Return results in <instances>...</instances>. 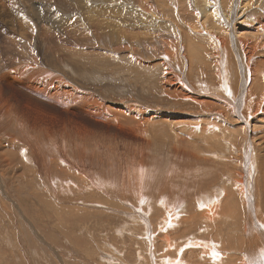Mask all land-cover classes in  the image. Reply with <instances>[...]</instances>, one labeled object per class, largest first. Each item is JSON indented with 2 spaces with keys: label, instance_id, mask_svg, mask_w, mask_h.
Segmentation results:
<instances>
[{
  "label": "rangeland",
  "instance_id": "obj_1",
  "mask_svg": "<svg viewBox=\"0 0 264 264\" xmlns=\"http://www.w3.org/2000/svg\"><path fill=\"white\" fill-rule=\"evenodd\" d=\"M34 1L38 2L37 0H25V2L23 0H0V76L4 73V76L2 74L3 78H0V264H164L165 256L172 258L175 255L171 253L174 252L177 253L176 255H183L184 264H208L210 260L208 257V259L199 257L203 254H196L198 250L186 247L187 237L206 240L207 237L215 238V236L219 239V250H222L223 258L218 262L211 260L209 263L230 264V257L235 258L234 263L239 261L241 256L249 251L248 245L246 247V242L243 240L247 215L245 213L239 214L237 206L241 210L243 208L242 211L245 212L249 198H253L252 203L259 209L256 219L264 222V189L262 185L264 169L260 168L261 162H264V141L259 136L260 133L264 134V131L261 132L264 130V113L255 116V111H251L254 115L248 118V120L250 119V127H248L250 134L247 133V135L242 136L241 124L236 117L228 115L232 119L226 118V113L219 109H217L218 113L211 111L214 102L206 111L207 106L200 107L199 103L185 99L182 93L169 90L165 84L168 75L166 73H168L169 68L160 60V56L164 53L160 48L162 42L153 43L156 45V50L159 51L157 54H152L154 52L149 47L150 45H146L148 51L147 48H144L146 52L138 48V53L134 54L133 58H129L132 60H129L128 57L125 59L124 56L121 58L113 54H104L110 51L112 47L109 42H104L98 36L94 37L90 43L89 39H85V44L78 42L76 37L79 36L80 31L77 29L81 30L83 27L85 30L88 28L87 24L92 25L93 22L98 24L99 21V24H102L100 18L97 21L96 18L92 17L97 12H94L95 9L101 6L103 8L100 9L112 7L110 11L106 10V13H110V17L113 15L112 18L116 22L119 19L112 14L115 5L125 6L126 9L131 5L130 11H141L137 8L138 6H133L132 0H119L120 2H115L114 6H110L114 0H108L110 2L104 4L106 7L96 3V0H56L57 2L45 0L47 1L44 2L45 5L50 2L60 6L57 9L51 8L54 10L51 11L52 13L49 12L51 9L48 10L46 7H44L45 9L42 8L43 10L39 7L40 11L37 10L36 12L32 10L31 3ZM178 1L165 0L162 5L157 3L159 7H157V22L151 20L147 10H145V24L138 23L135 20V14L130 11H123L119 14L123 17L125 27H137L141 24L139 28L131 29V31H134L133 34L137 33V35L145 37L144 43H148V38L152 35L156 37L159 34L158 30L167 31L163 38L164 41L173 36L178 42V44L175 42L173 46L180 47L184 60L177 50L179 53L178 55L175 53L177 57L171 56L172 58H168L169 61L172 59L183 62L189 61V64H186V68H188L192 65L191 61L202 54V60L200 58L195 60L194 69L190 75L192 78L190 79L196 83L202 81L205 84L203 89L207 86L211 88L210 91L215 89L213 92L216 93L223 91L221 90L222 78L216 75L214 60L208 54L216 51L219 56H224L227 59V63L223 67L231 77L229 83L233 86V95L230 99L241 98L243 100L247 93H252L251 95L256 99L249 96L248 103L245 102L247 108H249L248 105L250 108L253 104L255 106L259 98L264 99V75L260 73L256 77H250L244 74L243 65L244 63L248 64V58L244 57V62L241 61L243 51L239 49L237 43L226 45L227 51L223 48L217 49L218 42L216 44V41L208 38L207 31L206 34L196 37L189 32L192 39L187 40L185 26L187 27L189 22L197 20L196 14L193 15V8L190 9L189 6H192L196 0ZM182 3L186 6L190 4L188 15L185 14L188 8H183ZM72 5L74 6L72 7ZM68 9L72 13H68L71 12ZM73 9H75L74 12H79L75 15L76 17L72 16ZM60 10L62 11L60 12ZM120 16L119 18H121ZM51 17L54 18L52 24L59 25L58 29L52 27ZM69 17L75 19L72 21ZM130 18H134V21L132 19L130 22ZM122 19L119 21L120 25L123 23ZM147 20L155 24L149 25ZM65 21L69 22V26L63 32L60 26L64 25ZM103 22L109 23V21ZM113 22L107 28L111 32L119 28L118 23ZM76 24H78L77 28ZM70 25L72 29H70ZM58 30L59 33H57ZM75 31L78 35L75 34ZM174 31L182 34H178V37ZM248 32L247 29H240L237 26L239 39H247ZM262 35L263 33L260 34V36ZM68 38L72 40L70 39V41ZM73 41H77L79 44ZM190 43L195 44L194 48L196 47V54L191 52V55L193 54L195 57L191 59L189 54L183 51L182 46L185 44L189 48ZM205 45L208 46L205 47ZM90 49L92 50L90 51ZM172 50L173 48L170 46L168 51ZM133 59L134 63L132 62ZM136 59L143 60V65L137 64ZM205 60L209 64V68L205 64ZM196 61H198L197 63L201 62L197 65ZM155 63L161 68H158ZM210 63H212L211 67ZM253 64L259 66V61ZM234 65L237 71L233 70L232 66ZM145 66L147 68H144ZM207 68L209 75L206 73ZM192 73L193 76L195 75L194 77ZM205 74L209 77H206ZM198 75L204 77L201 79ZM244 75L250 78L248 90L244 89L245 91L234 97L236 95L235 88H240L235 83L241 84ZM216 76L219 80H215L217 79ZM253 83L254 85H252ZM55 86H59L57 92H60V96H57ZM62 92L70 94V99L67 97V102L64 104L63 101H66V97ZM263 101L261 100L262 103ZM261 102L257 106L262 107ZM66 103L68 104L66 105ZM88 103L94 106H98V104L104 106V109L99 110L101 113H97L98 117L95 114L98 109L93 110ZM117 109H120L123 114L129 109L128 112L126 111L127 115L124 114L126 116L128 114L139 116L146 113L147 118L150 119L154 113L157 114L158 112L159 115L161 114L160 116L170 115L169 118L175 116L176 120L171 126L173 130H170L171 128L166 124L165 126L158 124V128H154L156 130L154 133L158 134L157 136L160 138H164V142L150 139L148 144L146 141L150 137L144 134L141 129L132 131L128 126L130 124H126L128 120L124 119ZM108 114L109 118L107 117ZM199 116L214 120L213 123H208L209 125L205 124L204 127L206 128L203 127V130H206L205 134L196 136L193 134L195 131L191 130L189 125L198 124ZM136 119L138 121L140 118ZM180 123L181 125H179ZM138 124L141 127L145 125ZM145 127L148 125L146 124ZM206 134L212 135H209V138ZM214 135H216L215 138ZM189 137H192L193 141L197 139V142H200L198 144L197 142L189 143ZM201 143L202 145H200ZM175 145L181 146L182 150H177L179 152L174 150ZM183 148L188 150L190 154L193 152L199 157H191L184 153ZM247 156L254 159L255 165L252 164V160L249 162L248 159L247 161ZM257 162H260L259 166ZM128 164L152 169L153 173L165 170L163 173H155L152 181L153 189L146 187L145 191L148 195H142L145 203H139L138 198L134 196L135 193L130 190L132 188H130L129 182L126 183V179L122 178L125 179L122 180L120 177L119 173ZM261 170L263 171L261 172ZM116 172L118 176H116ZM247 174L251 176V181L247 182L245 189L234 183V179H242L241 177H247ZM236 175L239 178L235 177ZM93 178L97 186L92 184ZM115 178H118L117 182H115ZM230 190L236 194L229 199L224 211L222 210V214L216 217L221 223V230L219 229L221 233H218L215 231L218 220L215 223L209 222L212 217L209 215V210L213 200L208 202V198L218 193L226 197V192H231ZM160 196L164 197L165 203L167 202L169 207L176 204V208L172 207L173 210L171 211L174 212L175 210L182 219L184 217L190 219L192 226L185 228L182 225L181 229L178 226H171L173 229L170 226H168L169 228L165 227L162 221L165 217V209H160V206H157L160 205L158 202ZM203 199H208L209 206L200 204ZM244 199L246 200L244 201ZM215 200L213 205L222 201L221 198H218L217 202ZM202 204L205 203L202 202ZM131 208L140 210V212L135 211L133 214H136V217L131 215V212H134ZM177 208L180 209L176 210ZM143 218H147L146 224H143ZM135 219L139 220L140 223H137L139 221L134 222ZM230 223L232 226L229 225ZM181 232L185 236L181 235ZM163 233L171 238L172 242L169 245L173 247L174 252L171 248H165L164 243L166 242L162 241ZM149 237H154L152 242ZM261 239H263L262 235ZM261 239L258 241L257 247L264 248ZM220 240H224V243L227 244L226 247H222ZM183 246L186 248L181 252L180 249ZM191 250L194 255L196 254L195 256L190 255ZM187 252L188 254H186ZM189 255L190 257H188ZM205 258L208 261H205Z\"/></svg>",
  "mask_w": 264,
  "mask_h": 264
},
{
  "label": "bare ground",
  "instance_id": "obj_2",
  "mask_svg": "<svg viewBox=\"0 0 264 264\" xmlns=\"http://www.w3.org/2000/svg\"><path fill=\"white\" fill-rule=\"evenodd\" d=\"M31 1V0H30ZM38 2H32L31 3V7H32V10H35V12L37 11V10H39L40 11V9H39V7L42 9H45L44 7H46V9H51V8H54V9H57V8H60V6H56V5H54V4H52V3H48L47 5L49 6H47V5H45V3L44 2H47V1H42V0H37ZM50 1V0H49ZM54 1H56V0H54ZM68 1V0H67ZM80 1V0H79ZM112 1V0H111ZM120 2L119 0H114L112 3H111V5L110 6H114L115 4V2ZM144 0H132V4H133V6H138L137 8H139V10H141V11H138V12H134V11H130V9H131V5H130V7L128 6V9H126L125 8V6H123V7H120L119 5H115L114 6V8H113V11H112V14H114L115 15V18H117V19H119V20H117L116 22L118 23V26H119V28H116V29H114L113 30V32H111L110 30H107V28L108 27H110L111 26V24H112V21H114L115 22V20H114V18H112L113 17V15H112V17H110V13L109 14H107L106 13V10H111L112 9V7H110L109 9L108 8H106V9H100V8H98V9H95L94 10V12L95 11H97V12H95L94 13V16H92L93 18H96V20L97 19H101L102 20V24H99V21H98V24L97 23H95V22H93V24L92 25H90V24H87L88 25V28L87 29H83V27L81 28V30H78L77 29V31H80L79 32V36L78 37H76L77 39H78V42H80V43H82V44H85L84 43V41H86L85 39H89L88 41H89V43H90V41L92 40L93 41V39H94V37H96V36H98L99 38H101V40H103L104 42H109V44H111V47L112 48H110V51H107L106 53H104V54H113L114 56H116V57H121V56H124V58L125 57H128V59L129 58H133L134 57V54H136V53H138V48H141V49H143L144 50V52H146V50L144 49V48H147L146 47V45H150L149 47L151 48V50L154 52V53H152V54H157V52H159L158 50H156V45L155 44H153V43H161L162 42V46H160V48L162 49V51H164V53H163V55H161L160 56V60L163 62V64L167 67V68H169V70H168V73H166V74H168L167 75V80H166V82H165V84L169 87V90H172V91H176V92H179L180 94L182 93L183 95V97H185V99L187 98V100L188 99H190V100H192L193 102H197V103H199L200 104V107L201 106H207V109H206V111L208 110V107L209 106H212L213 105V103L212 102H214V106H213V108L211 107V111H215V112H219V111H217V109H219L220 111H223L224 113H226L225 114V117L227 118L228 117V115H231V116H233V117H236V119L237 120H239L240 121V124H241V133H242V136H244V134H246L247 135V133L248 134H250L249 133V128L248 127H250V119L248 120V118H249V116H251V115H254V114H252V110H254L255 111V113H256V115L255 116H259L260 115V113H264V101H263V103L261 102V100H264V99H261V98H259V100H258V98H257V100H258V102L257 103H255V106H253L251 103H249V104H251L252 105V107L250 108V105H248L249 106V108H247V107H245V102H247V100H248V97L249 96H252L251 98H253V95H251L252 93H247V95H246V97L243 99V100H241V98H231L230 99V97H232L231 95H233V86H232V84H230L229 83V81H231V77H229V75H228V73H227V71L225 70V68L223 67V65L225 64V63H227V59H226V57H224V56H219L217 53L218 52H216V51H212V53L210 54V53H208L209 54V57H211L214 61V66L216 67L215 68V73H216V75L218 76L219 75V77L220 78H222V88H221V90H223L222 92H218V93H216V92H213L214 90H211L210 91V87H207V86H205L204 88L205 89H203L202 87H203V85H205L204 83H202V81H198L197 83L196 82H193V81H191V79L190 78H192L190 75H191V72H192V70L194 69V63H195V60H198V58H200L201 60H202V58H201V56H203L202 54H199V53H197V54H199V55H201L200 57H197L195 60H193V61H191L192 63V65L191 66H189L188 68H186V64L189 62H186V61H175L174 59H172L171 61H169L168 60V58L169 57H173V56H175V53H177L176 55H178L179 53H181L180 51V47L179 48H177V47H174L173 46V44L175 43V42H177V40H175L174 39V37L172 38H170L169 36H167V37H169L168 39H166V41H164L163 40V38L165 37V32L167 33V31H159L158 30V35H156V37H153L154 35H152L150 38H148V43H144L145 42V37H142L141 35H137V33H132V32H134V31H131V29H137V28H139L140 27V25L141 24H145L144 22H145V10H147V12L149 13V15L151 16V20H154L155 22H157L158 20H157V14H158V11H157V3L158 4H163L164 2H165V0H148V1H144ZM180 1V0H179ZM178 1V2H179ZM19 2V1H18ZM23 2H25V0H23ZM53 2V1H52ZM57 2V1H56ZM59 2H61V1H59ZM66 2V1H65ZM65 2H63V3H65ZM70 2V1H69ZM69 2H68V4H69ZM76 2V1H75ZM74 2V3H75ZM81 2H83V1H81ZM89 2V1H88ZM110 2V1H109ZM108 2V0H96V3H100V4H102L103 6H105L104 4L105 3H109ZM163 2V3H162ZM181 2V1H180ZM4 3V2H3ZM21 3V2H20ZM19 3V4H20ZM43 3H44V5H43ZM62 3V4H63ZM79 3V2H78ZM156 3V4H155ZM167 3H168V1H167ZM177 3V2H176ZM186 3H189V2H186ZM19 4H17V5H19ZM56 4H58V3H56ZM66 4V3H65ZM65 4H64V6H65ZM68 4H67V6H68ZM71 4H72V2H71ZM88 4V3H87ZM180 4V3H179ZM183 5H184V3H182ZM22 5V4H21ZM30 5V4H29ZM59 5V4H58ZM61 5V4H60ZM75 5H77V4H75ZM107 5V4H106ZM128 5V4H127ZM169 5V4H168ZM168 5H166V6H168ZM190 5V4H189ZM188 5V6H189ZM28 6V5H27ZM66 6V7H67ZM71 6V5H70ZM74 5H72V7H73ZM80 6V5H79ZM96 6H97V4H96ZM188 6H186V5H184V7L183 8H188V11H186V13L185 14H187V12H189V10L190 9H192V12L194 13L193 15H195L196 14V16H197V20H195L194 22H189V25L186 27L185 26V29H186V36H187V40H191L192 39V36L191 35H195V37L197 36V35H202V34H206L205 32L207 31L208 33L206 34V35H208L207 37L208 38H211V40H214V41H216V44H217V42H218V44H217V46H218V48L217 49H224L225 51H227L226 49H225V46L226 45H229V44H232V43H237L238 44V47H239V49L241 50V51H243L242 52V56H243V58L241 59V61L242 62H244V59L247 57L248 58V64H245L244 63V65H243V71H244V74L245 75H248V76H252V77H256V75L258 76V74H260V73H262V75H264V0H196V2L194 1V3L192 4V6H189L190 7V9H189V7ZM257 6V7H256ZM19 7V6H18ZM30 7V8H31ZM82 7H83V5H82ZM81 7V8H82ZM106 7V6H105ZM164 7V6H163ZM162 7V8H163ZM29 8V9H30ZM63 9H64V7H62ZM71 8V7H70ZM78 8V7H77ZM80 8V9H81ZM93 8V7H92ZM103 8V7H102ZM159 8V7H158ZM161 8V7H160ZM161 8V9H162ZM166 8V7H165ZM164 8V9H165ZM21 9V8H20ZM19 9V10H20ZM42 9V10H43ZM86 9V8H85ZM91 9V8H90ZM69 10V9H68ZM67 10V11H68ZM74 10L75 9H73V12H74ZM79 10V9H78ZM132 10H135V9H132ZM168 10V9H167ZM185 10V9H184ZM47 11V10H46ZM51 11H54L53 9H51V10H49V12L50 13H52ZM62 10H60V12H61ZM69 11H71V10H69ZM84 11V10H83ZM92 11V10H91ZM123 11H130V12H132L133 14H135L134 16H135V20H137L138 21V23H141V24H139V25H137V27H135V26H132V27H125V23H124V21H123V17H121L120 15L121 14H119V13H121V12H123ZM161 11H163V10H161ZM17 12H19V11H17ZM23 12V11H22ZM59 12V13H60ZM81 12H82V9H81ZM261 12H263V13H261ZM28 13H29V10H28ZM49 13V14H50ZM67 13V12H66ZM68 13H72V11L71 12H68ZM77 13H79V12H74L73 14H72V16H75V15H77ZM93 13V12H92ZM91 13V14H92ZM163 13V12H162ZM180 13V12H179ZM190 13V12H189ZM46 14V13H45ZM48 14V15H49ZM57 14V13H56ZM126 14V13H125ZM130 15H131V13H129ZM132 14V15H133ZM181 14V13H180ZM59 15V14H58ZM62 15V14H61ZM85 15V14H84ZM84 15H82V16H84ZM93 15V14H92ZM188 15V14H187ZM45 16V15H44ZM47 16V15H46ZM79 16H80V14H79ZM90 16V15H89ZM119 16L121 17V18H119ZM123 16V15H122ZM148 16V15H147ZM195 16V17H196ZM239 16H240V18H239ZM71 17V16H70ZM69 17V18H70ZM76 17V16H75ZM131 17V16H130ZM194 17V18H195ZM24 18V17H23ZM59 18V17H58ZM77 18H79V17H77ZM86 18V17H85ZM183 18V17H182ZM185 18H186V16H185ZM54 18H52L51 17V24H52V20H53ZM63 19H67V18H63ZM71 19V18H70ZM73 19V18H72ZM71 19V20H72ZM75 19V18H74ZM73 19V20H74ZM99 19V20H100ZM120 19H122V21H123V23L120 25L119 24V21H120ZM133 19V20H132ZM130 18V22H131V20L132 21H134V18ZM164 19H165V17H164ZM175 19V18H174ZM193 19V18H192ZM241 19V20H240ZM14 20V19H13ZM55 20H57V19H55ZM72 20V21H73ZM125 20V19H124ZM181 20H183V19H181ZM78 21V20H77ZM90 21V20H89ZM88 21V22H89ZM103 21H109V23H107V22H103ZM121 21V22H122ZM148 21V20H147ZM190 21V20H189ZM7 22V21H6ZM16 22V21H15ZM62 22V21H61ZM81 22V21H80ZM85 23H86V21H84ZM91 22V21H90ZM113 22V23H114ZM115 22V23H116ZM125 22H126V20H125ZM185 22V21H184ZM68 21H65V23H64V25H62V26H60V28L61 29H63V32H64V30H66L67 29V27L69 26L68 25ZM101 23V22H100ZM137 23V24H138ZM155 24L154 22H149L148 21V24L150 25V24ZM73 24V23H72ZM149 25H147V26H149ZM260 25V26H259ZM77 26H78V24H76V28H77ZM82 26V25H81ZM84 26V25H83ZM130 26V25H129ZM154 26V25H153ZM237 26H239L240 27V29H247L249 32L247 33V39H239L238 37H237ZM52 27L55 29V28H59V25L57 26V25H54V24H52ZM20 28V27H19ZM57 28V29H58ZM80 28V27H79ZM85 28V27H84ZM151 28V27H150ZM3 29V28H2ZM47 29H50V28H47ZM70 29H72L71 28V25H70ZM84 31H83V30ZM152 29V28H151ZM179 29H180V27H179ZM185 29H183V30H185ZM1 30V29H0ZM31 30V29H30ZM45 30V29H44ZM69 30V29H68ZM67 30V31H68ZM74 30V29H73ZM176 30H177V28H176ZM28 31H29V29H28ZM27 31V32H28ZM43 31V30H42ZM48 31V30H47ZM62 31V30H61ZM71 31V30H70ZM136 31V30H135ZM138 31V30H137ZM149 31V30H148ZM157 31V30H156ZM178 31V30H177ZM177 31H174L175 32V34L178 36V34H180V33H177ZM56 32V31H55ZM76 32V31H75ZM86 32V33H85ZM154 32V31H153ZM191 33V35H190V33ZM240 32V31H239ZM37 33V32H36ZM57 33H59V30H58V32ZM62 33V32H61ZM71 33V32H70ZM74 33V32H73ZM91 33H93V34H90ZM104 33H105V35H104ZM140 33V32H139ZM142 33H143V31H142ZM261 33H263V35L262 36H260V34ZM33 34V33H32ZM75 34H77V32L75 33ZM149 34V33H148ZM182 34V33H181ZM240 34V33H239ZM78 35V34H77ZM183 35H185L184 33H183ZM182 35V36H183ZM243 35V34H242ZM31 36V35H30ZM64 36V35H63ZM68 36H70V35H68ZM72 36V35H71ZM176 36V37H177ZM185 36V37H186ZM239 36V35H238ZM50 37V36H49ZM61 37V36H60ZM59 37V38H60ZM65 37V36H64ZM149 37V36H148ZM175 37V38H176ZM179 37V36H178ZM181 37V36H180ZM184 37V36H183ZM237 37V38H236ZM19 38V37H18ZM207 38V39H208ZM69 39V38H68ZM71 39V38H70ZM69 39V40H70ZM74 39V38H73ZM178 39V38H177ZM196 39V38H195ZM29 40V39H28ZM59 40H61V39H59ZM72 40V39H71ZM70 40V41H71ZM182 40V39H181ZM64 41V40H63ZM66 41V40H65ZM68 41V40H67ZM183 41V40H182ZM209 41V40H208ZM236 41V42H235ZM74 43L76 42L77 43V41H73ZM195 42V41H194ZM4 43V42H3ZM14 43V42H13ZM100 43V42H99ZM206 43V42H205ZM73 44V43H72ZM77 44H79V43H77ZM177 44H178V42H177ZM197 44V43H196ZM1 45V44H0ZM88 45H90V44H88ZM158 45V44H157ZM194 45L195 44H193V43H190L189 44V48L187 47V46H185V44H182V46H183V51L185 52V53H188L189 54V57H190V59L192 58V57H195V55H191V52L192 53H194V54H196V50H195V48H194ZM198 45V44H197ZM18 46V45H17ZM70 46V45H69ZM84 46H86V45H84ZM91 46V45H90ZM109 46V45H108ZM170 46L173 48V50L172 51H168V48H170ZM202 46V45H201ZM200 46V47H201ZM204 46V45H203ZM208 46V45H207ZM206 45H205V47H207ZM210 46V45H209ZM114 47V48H113ZM116 47V48H115ZM159 47H157V49H158ZM159 48V49H160ZM199 48V47H198ZM204 48V47H203ZM211 48V47H210ZM212 48H214V47H212ZM228 48V47H227ZM58 49V48H57ZM76 49V48H75ZM87 49V48H86ZM89 49V48H88ZM202 49V48H201ZM77 50V49H76ZM92 49H90V51H91ZM177 50H179V53H178V51ZM199 50V49H198ZM213 50H215V48L213 49ZM223 50V51H224ZM45 51V50H44ZM84 51V50H83ZM89 51V50H88ZM147 51H148V48H147ZM202 51V50H201ZM210 51V50H209ZM208 51V52H209ZM229 51V50H228ZM231 52V51H230ZM99 53V52H98ZM150 53V52H149ZM184 53V54H185ZM60 55V54H59ZM186 55V54H185ZM233 55V54H232ZM81 56V55H80ZM113 56V57H114ZM171 57V58H172ZM175 57H177V56H175ZM181 57L183 58V60H184V55L181 53ZM205 57V56H204ZM245 57V58H244ZM121 58H123V57H121ZM152 58V57H151ZM251 58V59H250ZM103 59H106V58H104L103 57ZM126 59V58H125ZM177 59V58H176ZM179 59V58H178ZM229 59V58H228ZM129 60H132V59H129ZM150 60H152V59H150ZM207 60V59H206ZM206 60H205V64H207V62H206ZM104 61H106V60H104ZM153 61V60H152ZM204 61V60H203ZM209 61V60H208ZM228 61H230V59L228 60ZM247 61V60H246ZM256 61H259V66H256L255 64H253V63H256ZM133 63H134V59H133V61H132ZM135 62L137 63V64H141V66L143 65V60H141V61H139V60H135ZM146 62V61H145ZM160 62V61H159ZM198 61H196V63H197ZM201 61H199V63H200ZM149 63V62H148ZM174 63H176V64H174ZM177 63H179V64H177ZM199 63H197V65H199ZM231 63V62H230ZM118 64V63H117ZM123 64V63H122ZM136 64V65H137ZM146 64H147V62H146ZM156 64V63H155ZM173 64H174V66H173ZM189 64V63H188ZM211 64L212 63H210V67H211ZM235 64V63H234ZM120 65V64H119ZM157 66H158V64H156ZM155 65V66H156ZM196 65V64H195ZM208 65V68H209V64H207ZM229 65V64H228ZM233 65V64H232ZM249 65V66H248ZM91 66V65H90ZM149 66V65H148ZM153 67V66H152ZM161 68V66L159 65L158 66V68ZM197 67V66H196ZM200 67V66H199ZM229 67V66H228ZM64 68V67H63ZM94 68V67H93ZM144 68H147L146 66L144 67ZM201 68H203L202 66H201ZM200 68V69H201ZM208 68H207V71H206V73L208 74V72H209V70H208ZM232 68H233V70L235 69V65L234 66H232ZM262 68V69H261ZM115 69V68H114ZM196 69H198V68H196ZM195 69V70H196ZM154 70H155V68H154ZM153 70V71H154ZM161 70V69H160ZM159 70V71H160ZM162 70H163V68H162ZM165 70V69H164ZM203 70H205V69H203ZM229 70V69H228ZM83 71V70H82ZM94 71V70H93ZM139 71V70H138ZM212 71V70H211ZM235 71H237V69H235ZM117 72V71H116ZM148 72V71H147ZM163 72V71H162ZM165 72V71H164ZM163 72V73H164ZM197 72V71H196ZM200 72V71H199ZM231 72V71H230ZM3 74V76H4V73H2ZM2 74H1V76H0V78H3L2 77ZM23 74V73H22ZM80 74V73H79ZM96 74V73H95ZM130 74V73H129ZM203 74V73H202ZM207 74H205L206 75V77H209V76H207ZM210 74H211V72H210ZM232 74V73H231ZM237 74V73H236ZM161 75V74H160ZM163 75V74H162ZM209 75V74H208ZM244 75V77H243V79H241V84L238 82V83H235V85H237V86H240V88H235V93H236V95L234 96V97H236V96H238V95H240L241 94V92L242 91H245L244 89H247L248 90V85H250L249 83V77H246ZM262 75H261V77H262ZM192 76H193V73H192ZM195 76V75H194ZM193 76V77H194ZM196 76H197V73H196ZM198 76H200V75H198ZM203 76V75H202ZM217 76H216V78H217ZM239 76V75H238ZM260 76V75H259ZM204 77V76H203ZM203 77H201L200 76V78L202 79ZM229 77V78H228ZM215 78V77H214ZM214 78H212V79H214ZM259 78V77H258ZM64 79V78H63ZM200 79V80H201ZM210 79V78H209ZM252 79V78H251ZM2 80V79H1ZM193 80V79H192ZM207 80H208V78H207ZM215 80H219L218 78L217 79H215ZM66 81V80H65ZM258 81V80H257ZM263 81V80H262ZM152 82V81H151ZM210 82V81H209ZM213 82V81H212ZM255 82H256V80H255ZM261 82V81H260ZM206 83V82H205ZM216 83V82H215ZM1 84V83H0ZM71 84V83H70ZM160 84V83H159ZM198 84H200V85H198ZM256 84V83H255ZM78 85V84H77ZM214 85V84H213ZM252 85H254V83L252 84ZM251 85V86H252ZM258 85H259V83H258ZM257 85V86H258ZM159 86V85H158ZM250 86V87H251ZM56 87V94H57V96H60V92H57V91H59V86L57 87V86H55ZM253 87V86H252ZM255 87H256V85H255ZM126 88V87H125ZM153 88V87H152ZM259 88H261V87H259ZM207 89H209V90H207ZM219 89V88H218ZM253 89V88H252ZM255 89V88H254ZM217 90V89H216ZM220 90V91H221ZM263 90V89H262ZM73 91H74V89H73ZM259 91H260V89H259ZM68 92V91H67ZM67 92H62L63 93V95H64V97H66V101H63V100H61V101H63V104L65 103V102H67V97L70 99V91H69V93H67ZM254 92V91H253ZM255 93V92H254ZM66 94V95H65ZM72 94V93H71ZM256 94V93H255ZM245 95V94H244ZM258 95V94H257ZM73 96V95H72ZM56 97V96H55ZM173 97H174V95H173ZM178 97V96H177ZM261 97H262V95H261ZM57 98V97H56ZM99 99V98H98ZM184 99V98H183ZM253 99H256V97L255 98H253ZM58 100V99H57ZM58 101H60V100H58ZM70 101V100H69ZM250 101V100H249ZM251 101H253V100H251ZM77 102V101H76ZM191 102V101H190ZM215 102H216V105H215ZM260 102L262 103L261 105H262V107H260V106H257V104L258 105H260ZM62 103V102H61ZM106 103V102H105ZM248 103V102H247ZM62 104V105H63ZM68 103H66V105H67ZM89 104V103H88ZM90 105V108H92L93 110H95L96 108L98 109V110H96L95 111V114H96V117H98L97 116V113H99L100 111V109H102L103 107L101 106V105H99L98 104V106H94V105H92V104H89ZM74 106V105H73ZM101 106V107H100ZM67 107V106H66ZM69 107V106H68ZM110 107V106H109ZM196 108V107H195ZM204 108V107H203ZM87 109H89V108H87ZM104 109V108H103ZM222 109V110H221ZM117 110H119L118 112L120 113V115H122L123 117H124V119H126V120H128V122H126V124H130V125H128L131 129H132V131L133 130H139V129H141L142 130V132H144V134H147L148 135V137H150L149 138V140L148 141H146V142H148V144L150 143V139H152V140H156V141H165V139L164 138H160L159 136H157L158 134H155L154 132L156 131L154 128H158V124L159 125H161V126H165V124L169 127V128H171V126L174 124V120H176V118H175V116H171V118H169L168 116H170V115H164V113H163V115L164 116H160L159 115V113L157 112V114H151L152 116H151V118L150 119H148L147 118V115H146V113L145 114H142V115H139V116H137V115H130V114H128V116H126L127 114H126V111L128 112V110L129 109H127L126 111H125V113L124 114H126V115H124L123 114V112H120L121 110L120 109H117ZM116 110V111H117ZM80 111V110H79ZM98 111V112H97ZM205 111V112H206ZM90 112V111H89ZM91 113H92V111H91ZM94 113V112H93ZM101 113V112H100ZM99 113V114H100ZM200 113V112H199ZM207 113V112H206ZM211 113V112H210ZM221 114V113H220ZM113 115V114H112ZM115 115V114H114ZM149 115V114H148ZM222 115H224V114H222ZM117 116V115H116ZM180 116V115H179ZM190 116V115H189ZM254 116V117H255ZM264 116V115H263ZM262 116V117H263ZM108 118L110 117L109 116V114H108V116H107ZM140 118L138 121H136L137 119L136 118ZM162 117V118H161ZM212 117V116H211ZM252 117V116H251ZM107 118V119H108ZM175 118V119H174ZM216 118V117H215ZM229 119H232L230 116L228 117ZM124 119H122V120H124ZM210 119H212V118H207V117H200L199 116V119H197L199 122H198V124H192V125H189L190 126V129L191 130H193V131H195L193 134H195L196 136L198 135H202V134H205V131L206 130H203V127L205 126V124H210V123H213L212 121L214 120V119H212V120H210ZM224 119V118H223ZM235 119V120H236ZM216 120V119H215ZM222 120V119H221ZM225 120H227V119H225ZM118 121V120H117ZM202 121H206V122H202ZM224 121V120H223ZM100 122V121H99ZM108 122V121H107ZM111 122V121H110ZM120 122H121V120H120ZM173 122V123H172ZM218 122V121H217ZM220 122V121H219ZM228 122V124H229V121H227ZM119 123V122H118ZM123 123V122H122ZM138 123H140V124H147L148 125V127H145V125H144V127H141ZM156 123V124H155ZM197 123V122H196ZM236 123V122H235ZM125 124V123H124ZM155 124V125H154ZM176 124V123H175ZM184 124V123H183ZM187 124V123H186ZM208 124V125H209ZM225 124V123H224ZM227 124V123H226ZM142 125V126H143ZM178 125V124H177ZM179 125H181V123L179 124ZM215 125V124H214ZM174 126H176V125H174ZM184 127H185V125H183ZM187 126V125H186ZM192 126V127H191ZM219 126V125H218ZM224 126V125H223ZM228 126V125H227ZM231 126V125H230ZM235 126H237V125H235ZM125 127H126V125H125ZM128 127V128H129ZM210 127H211V125H210ZM225 127H226V125H225ZM232 127H233V125H232ZM149 128H151V129H149ZM160 128V127H159ZM164 128V127H163ZM189 128V127H188ZM204 128H206V127H204ZM177 129V128H176ZM211 129V128H210ZM213 129V128H212ZM222 129V128H221ZM170 130H173L172 128L170 129ZM189 130V129H188ZM187 130V131H188ZM215 130V129H214ZM213 130V131H214ZM231 130V129H230ZM233 130V129H232ZM249 130V131H248ZM260 130V129H259ZM166 131V130H165ZM169 131V130H168ZM208 131V130H207ZM216 131V130H215ZM215 131H214V134H216L215 133ZM220 131V130H219ZM257 131V130H256ZM264 130H261V132H263ZM138 132V131H137ZM141 132V131H140ZM212 132V131H211ZM217 132V131H216ZM230 132V131H229ZM260 132V131H259ZM152 133V134H151ZM179 133V132H178ZM209 133V132H208ZM255 133V132H254ZM137 134V133H136ZM213 134V133H212ZM212 134H209V135H212ZM229 134V133H228ZM156 135V136H155ZM174 135V134H173ZM206 135H208V134H206ZM209 135H208V137H209ZM181 136V135H180ZM224 136V135H223ZM237 136V135H236ZM259 136H260V139L261 138H263V141H264V134L263 133H260L259 134ZM162 137V136H161ZM216 137V135H214V138ZM168 138H169V136H168ZM206 138V137H205ZM210 138V137H209ZM213 138V139H214ZM253 138H255V137H253ZM259 138V137H258ZM258 138H256L257 140H258ZM182 139V138H181ZM207 139V138H206ZM239 139V138H238ZM62 140V139H61ZM145 140V139H144ZM151 140V142H153ZM166 140H169V139H166ZM205 140V139H204ZM218 140V139H217ZM226 140H227V138H226ZM105 141V140H104ZM206 141V140H205ZM223 141V140H222ZM102 142V141H101ZM188 142L189 143H191V142H197V139H196V141H193V138L192 137H189V140H188ZM200 142V141H199ZM199 142H197V144L199 143ZM212 142V141H211ZM259 142V141H258ZM169 143V142H168ZM171 143V142H170ZM176 143H177V141H176ZM185 143V142H184ZM216 143V142H215ZM218 143V142H217ZM220 143V142H219ZM100 144V143H99ZM98 144V145H99ZM152 144V143H151ZM186 145V144H185ZM200 145H202V143L200 144ZM206 145H208V144H206ZM226 145V144H225ZM101 146V145H100ZM103 146V145H102ZM149 146V145H148ZM174 146V145H173ZM189 146V145H188ZM260 146H262V145H260ZM142 147V146H141ZM166 147V146H165ZM186 147V146H185ZM219 147H220V144H219ZM171 148V147H170ZM193 148H195V147H193ZM201 148V147H200ZM204 148H205V145H204ZM248 148V147H247ZM191 149V148H190ZM203 149V148H202ZM174 150H182V148H181V146H179V145H175V147H174ZM199 150V149H198ZM206 150V149H205ZM0 151H1V149H0ZM183 151H184V153H186V154H189L191 157H199V156H197L195 153H193V152H191L192 154H190L189 153V151L188 150H186L185 148H183ZM193 151V150H192ZM197 151V150H196ZM250 151V150H249ZM257 151V150H256ZM3 152V151H2ZM1 152V153H2ZM177 152H179V151H177ZM182 152V151H181ZM204 152H206V151H204ZM157 153V152H156ZM198 153H200V152H198ZM202 153V152H201ZM200 153V154H201ZM210 153V152H209ZM214 153H215V151H214ZM211 155H213V154H211ZM202 156H203V154H202ZM263 156V155H262ZM206 157V156H205ZM210 157V156H209ZM248 158H247V161H248V159H249V162H250V160H252L253 161V163L252 164H254L255 165V161H254V159L253 158H249V156H247ZM251 157V156H250ZM203 158V157H202ZM218 158V157H217ZM263 158V157H262ZM199 159V158H198ZM260 159H261V157H260ZM259 160V159H258ZM264 160V159H263ZM206 161V160H205ZM208 161V160H207ZM211 161V160H210ZM260 161V160H259ZM223 162V161H222ZM260 162H257V165L259 164ZM247 164V163H246ZM251 164V163H250ZM6 165V164H5ZM3 166H4V163H3ZM253 166V165H252ZM259 166V165H258ZM248 167L250 168V166L248 165ZM260 168H263L264 169V162H261V164H260ZM259 169V168H258ZM125 170V171H124ZM200 170V169H199ZM243 170V169H242ZM247 170V169H246ZM122 172L121 173H119L121 176V179L122 178H125L126 179V183H128L129 184V186H131L130 188H132V189H130L131 191H133L134 193H135V195L134 196H136V198H138L137 200L139 201V203L141 202V203H145V199H143L144 197H142V195H145V194H147V192L145 191V189H147L146 187H149V189H153V178L155 177V173H153L152 172V169H144V168H139L138 166H136L135 164H128V165H126V167H124V169L123 170H121ZM124 171V172H123ZM155 171V170H154ZM157 171V170H156ZM163 171H165V170H163ZM163 171H159V172H162L163 173ZM254 171V170H253ZM263 170H261V172H262ZM159 172L158 173H156V174H159ZM170 172V171H169ZM94 173V172H93ZM250 173V172H249ZM30 174H31V172H30ZM116 176H118V173L116 172ZM167 174V173H166ZM258 174V173H257ZM244 175H245V173H244ZM259 175V174H258ZM165 176V175H164ZM171 176V175H170ZM256 176V175H255ZM235 177H238V175H236ZM241 177V176H240ZM89 178V177H88ZM239 178V177H238ZM242 179H234V183L235 184H237V185H240L243 189H245V185L247 184V182L251 179V176L249 175V174H247V177L246 176H242L241 177ZM98 179H100V178H98ZM118 178H115V182H117L116 180H117ZM125 179H122V180H125ZM161 179V178H160ZM93 181H94V178L92 179ZM101 180V179H100ZM120 180V179H119ZM122 180H120V181H122ZM102 181V180H101ZM113 181V180H112ZM158 181V180H157ZM251 181V180H250ZM249 181V182H250ZM96 181H94V182H92V184L94 183L95 185H96V183H95ZM99 182V181H98ZM114 182V181H113ZM125 182V181H124ZM155 182V181H154ZM99 183H101V182H99ZM98 184V183H97ZM102 184V183H101ZM123 184V183H122ZM250 184V183H249ZM105 184L103 183V186H104ZM119 185H121V184H119ZM127 185V184H126ZM126 185H123L124 187H126ZM263 189H264V176H263ZM97 186V185H96ZM103 186H101L102 188H103ZM113 186V185H112ZM117 186V185H116ZM230 186V185H229ZM252 186H253V184H252ZM259 186H261V184L259 183ZM78 187V186H77ZM109 187V186H108ZM123 187V188H124ZM145 187V188H144ZM88 188V187H87ZM94 188V187H93ZM119 188V187H118ZM229 188V187H228ZM99 189V188H98ZM122 189V188H121ZM128 189V190H129ZM225 189V188H224ZM129 190V191H130ZM235 190V189H234ZM5 191V190H4ZM153 191V190H152ZM155 191H156V189H155ZM231 191V190H230ZM237 191V190H236ZM242 191V190H241ZM243 191H245V190H243ZM222 192H223V190H222ZM225 192V191H224ZM246 192V191H245ZM134 193H132V194H134ZM227 193V196L226 197H224L223 195H221V193H218V194H216V195H214V196H212V197H210V198H208L209 199V201H208V199H203L201 202H200V204L202 205V206H205V205H207V206H209V203H207V201L208 202H210V201H214V199H216L215 201L217 202V199L218 198H221V202L219 201V202H217V203H214V205H213V201H212V205H211V207H210V210H209V215H212V217H211V219L209 220V222H213V223H215V221H217L218 219H216V217H218V215H221L222 214V212L224 211V207L227 205V202H229V199H231L232 198V196L234 195L235 196V194H236V192H233V190L231 191V192H226ZM244 193V192H243ZM130 194H131V192H130ZM148 195V194H147ZM233 196V197H234ZM245 196V195H244ZM212 199V200H211ZM162 200H163V203H162ZM240 200V199H239ZM246 199H244V201H245ZM253 198L251 199V198H249V202H247V205H246V211L244 212V211H242L243 210V208H242V210L240 209V207L239 206H237V211H238V213L239 214H242V213H245L246 215H247V218H246V226H245V229H244V237L245 238H243V240H245V245H246V247H247V245H248V251L249 252H247L245 255H243V256H241V258H240V260L238 261L237 260V262L236 263H234V261H235V258H229L230 259V264H264V248H262V247H257V245H258V241H260V239H261V235H262V238L263 239H261V240H263V243H264V222L262 221V220H260V219H256V217H257V214H258V206L257 207H255L254 206V204L252 203L253 201ZM159 203H160V205H157V206H160V209H162V208H164L165 209V217L162 219V221H163V225L165 226V227H168V226H170V228H171V226H178V227H180V229H181V226L182 225H184V227L186 228L187 226L189 227L190 225L192 226V223L190 222V219H188V218H186V217H184L183 219L181 218V216H180V214H178L175 210H174V212H172L171 210H173L172 209V207H175L176 206V204H174L175 206H172V207H169L170 205L168 204L167 205V202L165 203V199H164V197H159V201H158ZM202 202L203 203H205V204H202ZM135 203V202H134ZM133 203V204H134ZM175 203V202H174ZM176 203H177V201H176ZM240 203V202H239ZM255 203V202H254ZM149 204V203H148ZM148 204H147V206H148ZM256 204V203H255ZM128 205V204H127ZM142 205V204H141ZM180 207V206H179ZM148 208V207H147ZM151 208V207H150ZM155 208H156V206H155ZM158 208V207H157ZM176 208V207H175ZM174 208V209H175ZM132 209V208H131ZM152 209H153V207H152ZM159 209V210H160ZM178 209H180V208H177L176 210H178ZM185 209V208H184ZM208 209H209V207H208ZM207 209V210H208ZM134 212H131V215H133L134 213H135V211L136 212H140V210L139 211H137L135 208H133L132 209ZM200 210V209H199ZM206 210V209H205ZM223 210V211H222ZM150 211H151V209H150ZM204 211V210H203ZM220 211V212H219ZM171 212V214H169ZM200 212V211H199ZM130 213V212H129ZM141 214V213H140ZM149 214V213H148ZM128 215V214H127ZM182 215V214H181ZM207 215V214H206ZM130 216V215H129ZM133 216H137L136 214L135 215H133ZM146 216V215H145ZM183 216V215H182ZM128 218V217H127ZM130 218H131V216H130ZM141 218V217H140ZM181 218V219H180ZM205 218V217H204ZM258 218V217H257ZM169 219H170V221H169ZM263 219V218H262ZM132 221V220H131ZM136 221H139V220H137V219H135V221L134 222H136ZM142 222H143V224H146L147 223V218H143L142 219ZM137 223H140V221L139 222H137ZM168 223V224H167ZM167 224V225H166ZM229 225H231V223L229 224ZM212 226V225H211ZM232 226V225H231ZM183 227V228H184ZM220 227H221V223L219 222V220H218V225H215V231H217L218 233L220 232ZM161 228V227H160ZM163 228V227H162ZM161 228V229H162ZM169 228V227H168ZM174 228H176V227H174ZM182 228V229H183ZM204 228H206V227H204ZM160 229V230H161ZM166 229V228H165ZM171 229H173V228H171ZM207 229H208V227H207ZM206 229V230H207ZM220 229V230H219ZM184 230V229H183ZM163 231V230H162ZM180 231V230H179ZM165 232V231H164ZM168 232V231H167ZM174 232V231H173ZM149 233H151L150 231H149ZM166 233V232H165ZM186 233V232H185ZM196 233V232H195ZM194 233V234H195ZM221 233V232H220ZM223 233V232H222ZM152 234V233H151ZM179 234V233H178ZM187 234V233H186ZM228 234V233H227ZM239 234V233H238ZM181 235H183V233L181 232ZM216 235V234H215ZM240 235V234H239ZM153 236V235H152ZM183 236H185V235H183ZM188 236V235H187ZM190 236V235H189ZM193 236V235H192ZM155 237V236H154ZM153 237V238H154ZM164 237V238H163ZM163 242H166V243H164L165 245H166V247L165 248H171L172 249V251H173V247H170V245H169V243L170 242H172V240H171V238L169 237V235H164V233H163ZM180 237H182V236H180ZM200 237V236H199ZM219 237V236H218ZM238 237V236H237ZM247 237V238H246ZM150 238V240H151V242H152V240H153V238L152 237H149ZM158 238V237H157ZM179 238V237H178ZM183 238V237H182ZM188 238V241H187V244H186V247L188 246V247H191V248H193L192 250H198V251H196V254H203V255H200L199 257H208L210 260H209V262L212 260V261H214V262H218V261H220L222 258H223V253H222V250H219V239H217L216 238V236H215V238H206V240H202V239H195L194 237H191V238H189V237H187ZM156 239V238H155ZM161 239V238H160ZM184 239H186V238H184ZM208 239V240H207ZM221 239H222V237H221ZM229 240H230V238H228ZM232 239V238H231ZM240 240H242V239H240ZM158 241H159V239H158ZM221 241V243H222V247L224 248V247H226V243H224V240H220ZM156 242H157V240H156ZM156 242H153V243H156ZM183 242V241H182ZM232 243V242H231ZM215 244V245H214ZM263 245V244H262ZM260 246V245H259ZM185 246H183V247H181V252L184 250V248H186ZM202 249V250H201ZM247 249V248H246ZM245 249V250H246ZM180 250H179V252H180ZM192 250L190 251L191 252V254H190V252H189V254L190 255H194L193 253H192ZM201 250V251H200ZM151 251V250H150ZM175 251V250H174ZM173 251V252H174ZM152 252V251H151ZM180 252V253H181ZM171 254H174L173 256L174 257H169V256H165V263H167V264H184V261H183V255L181 254V255H176L177 253L176 252H174V253H171ZM186 254H188V252L186 253ZM195 254V255H196ZM243 254V253H242ZM190 255L188 256V257H190ZM194 255V256H195ZM163 256V255H162ZM169 258H170V262H169ZM173 258H174V260H173ZM187 258V257H186ZM197 258V257H196ZM205 258V261L208 259H206ZM161 259H163V257L161 258ZM172 259V260H171ZM187 260V259H186ZM163 262H164V259L162 260ZM208 261V260H207ZM163 262H161V263H163ZM186 262V261H185ZM208 262V264H210ZM164 263V264H165ZM203 263H206V262H203Z\"/></svg>",
  "mask_w": 264,
  "mask_h": 264
}]
</instances>
